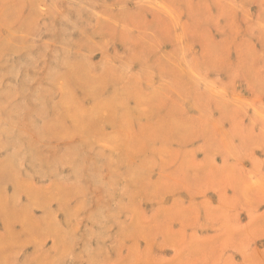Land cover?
<instances>
[{
    "label": "rangeland",
    "instance_id": "rangeland-1",
    "mask_svg": "<svg viewBox=\"0 0 264 264\" xmlns=\"http://www.w3.org/2000/svg\"><path fill=\"white\" fill-rule=\"evenodd\" d=\"M0 264H264V0H0Z\"/></svg>",
    "mask_w": 264,
    "mask_h": 264
}]
</instances>
